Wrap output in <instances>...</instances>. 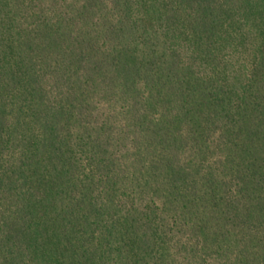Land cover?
<instances>
[{"label": "trees", "instance_id": "obj_1", "mask_svg": "<svg viewBox=\"0 0 264 264\" xmlns=\"http://www.w3.org/2000/svg\"><path fill=\"white\" fill-rule=\"evenodd\" d=\"M0 264H264V0H0Z\"/></svg>", "mask_w": 264, "mask_h": 264}]
</instances>
